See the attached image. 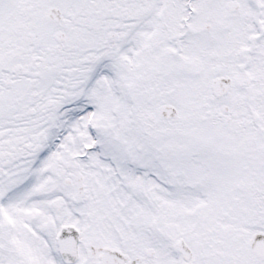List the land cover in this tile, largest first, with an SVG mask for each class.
Masks as SVG:
<instances>
[{"label": "snow or ice", "instance_id": "snow-or-ice-1", "mask_svg": "<svg viewBox=\"0 0 264 264\" xmlns=\"http://www.w3.org/2000/svg\"><path fill=\"white\" fill-rule=\"evenodd\" d=\"M0 264H264V0H0Z\"/></svg>", "mask_w": 264, "mask_h": 264}]
</instances>
